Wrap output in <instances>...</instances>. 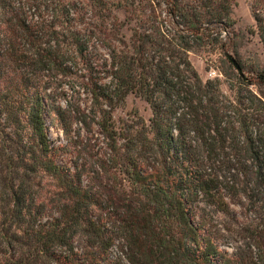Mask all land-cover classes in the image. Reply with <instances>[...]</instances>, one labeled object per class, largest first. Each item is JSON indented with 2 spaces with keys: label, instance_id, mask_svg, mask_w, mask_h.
Segmentation results:
<instances>
[{
  "label": "trees",
  "instance_id": "1",
  "mask_svg": "<svg viewBox=\"0 0 264 264\" xmlns=\"http://www.w3.org/2000/svg\"><path fill=\"white\" fill-rule=\"evenodd\" d=\"M232 2L0 0V264H264V100L188 57L234 52Z\"/></svg>",
  "mask_w": 264,
  "mask_h": 264
},
{
  "label": "rangeland",
  "instance_id": "2",
  "mask_svg": "<svg viewBox=\"0 0 264 264\" xmlns=\"http://www.w3.org/2000/svg\"><path fill=\"white\" fill-rule=\"evenodd\" d=\"M66 1H80L85 5L89 4V0ZM250 3L251 0H233L231 3L230 17L234 24L230 37L232 43L235 44L234 52L228 50L227 55L224 57L218 50L214 53L190 51L188 57L200 78L202 80H218L221 91L226 95L233 97L235 94L234 90L230 89V84L235 85V78L232 79V77H235L236 74L237 76L242 75L244 82L248 84V88L264 100V48L257 34L254 33L255 24L250 13ZM113 14L119 21L125 22V13L122 9L113 10ZM129 25L132 26L133 23L131 22ZM129 25H124L121 29L126 38L130 35ZM221 58L223 60L226 58L225 62H221ZM230 58H233L239 65L240 74L235 69ZM226 73H229V75H226ZM134 114H137L145 123H148L151 115L150 109L143 99L134 94H128L123 104L113 110L112 117L116 127H120L123 123L134 119ZM47 123L51 140L54 143L61 142V144H65V136L52 126L49 118H47ZM72 129L75 135L76 127ZM74 135L70 138L67 136L68 142L65 145V152H63L64 157L70 160H77L80 156L88 159L79 143V141L83 142L85 134L81 133L78 138ZM96 136L98 135L96 134ZM99 141L100 139L96 142L99 143ZM82 178L85 181L86 175H83Z\"/></svg>",
  "mask_w": 264,
  "mask_h": 264
},
{
  "label": "water",
  "instance_id": "3",
  "mask_svg": "<svg viewBox=\"0 0 264 264\" xmlns=\"http://www.w3.org/2000/svg\"><path fill=\"white\" fill-rule=\"evenodd\" d=\"M230 60H231L232 64L234 65L235 69L240 74V69H239V66L237 65L236 61L233 58H230Z\"/></svg>",
  "mask_w": 264,
  "mask_h": 264
}]
</instances>
